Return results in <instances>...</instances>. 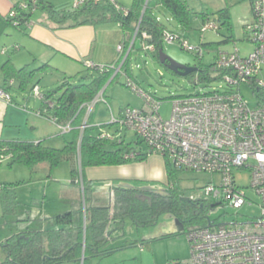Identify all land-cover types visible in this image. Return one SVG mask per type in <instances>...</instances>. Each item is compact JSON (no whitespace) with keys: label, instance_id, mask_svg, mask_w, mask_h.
I'll list each match as a JSON object with an SVG mask.
<instances>
[{"label":"rangeland","instance_id":"374dc122","mask_svg":"<svg viewBox=\"0 0 264 264\" xmlns=\"http://www.w3.org/2000/svg\"><path fill=\"white\" fill-rule=\"evenodd\" d=\"M116 1L121 5L123 10H129L133 3V0ZM149 1L152 0H142L143 7ZM184 2L188 8L189 21L188 25L183 27H179L162 7H155L152 11L158 21L166 26L164 30H170V28L177 29L178 33L183 35L184 41L191 47H197L201 44L203 54L201 59L195 57L192 52L182 49L178 41H174L171 44L163 43V53L171 60L181 65L196 67L201 71L214 63L218 50L231 52L236 48L240 51L241 56H245L253 50V46L246 41L245 32H243L241 27V22H245L249 18V14L245 5H240V1L184 0ZM223 8L232 10L230 18L231 32H228V27L217 20V12ZM35 11H33L32 16L35 15L34 17L37 18L38 15H41V12ZM203 15L208 16L210 21H214L217 24L219 27L217 33L210 29H204L203 23L205 22V17ZM230 35L231 40L223 42L224 38ZM14 60L16 62L27 61L25 64H28L29 68L36 67L32 65V59H29L23 50L18 56H14ZM58 64L61 68L64 66V69H67L68 73L52 69L39 72L31 78L25 87H18V82H16L15 87L10 89V94L17 104L21 108L23 106L26 107L23 111H25L28 121L26 125L23 120L21 121V135L25 138H33L37 143L41 142L44 147L54 149H62L73 140L78 144L79 137H76L75 133L71 131L63 134L56 124L46 118L36 116L34 111L41 106V101L32 96L33 86L36 85L40 93L46 95L55 92L65 80L75 85L84 84L88 83L94 75L91 70L87 69L85 62L81 66H72L68 63H65V66L59 62ZM20 66H23V64ZM122 70L127 75H118L113 82H107L102 90L103 97L107 103L100 102L96 104L90 112L89 124L94 126L92 130L93 135L98 132L113 133L116 129L120 130L118 125L110 124L111 114L118 116L119 112L124 108L139 109L142 107L143 101L141 97L125 85L127 78L138 89L161 101L159 114L165 120L170 116L173 99L194 95L201 88L202 90L205 89L203 88L204 83L194 86L196 81L195 73L193 76L188 75L186 77L173 74L162 66L152 53L141 49H133L130 52ZM241 91L249 106L255 107L256 99L250 91L246 87H243ZM32 126L35 128L34 130L31 129ZM123 135L125 136V142H130L134 146L137 139L136 135L131 131H124ZM78 159L77 171L80 176L81 169ZM130 163L142 162L132 161ZM87 169L84 168L83 174H85ZM104 175L107 176L101 178L112 177L109 174ZM234 177L237 186L242 189L247 200L251 202L250 205L245 204L240 209L230 208L226 204L211 200L203 194V188L206 185L210 183L217 184L218 178L216 176L186 170L174 171L173 185L183 201H206L207 208L204 215L210 223L214 225L244 224L259 217L260 210L258 206L260 200L249 188L250 175L248 172L234 171ZM70 180L71 163L69 161H62L55 167H51L48 163H42L34 168H28L17 162L12 163L11 158L1 163L0 187L15 189L14 192L18 204L16 205L15 212L5 217L3 213V193L0 192V241L18 231L41 230L42 227L51 228L54 217L59 213H65L68 209L67 201L63 197L68 196L74 188ZM112 182L114 183L113 185ZM112 182L100 181L93 183L96 186L94 189L95 194L96 192L98 193L95 195L98 199V204H109V192L120 183L141 191L153 192L160 195H166L169 191L168 184L162 181L114 180ZM190 229L191 227H183L171 214L162 213L158 217L156 224L149 227L136 228L131 224L129 219H126L121 234H124V237L127 239L126 244H130L129 242L132 241H139L143 236L156 237L159 240L153 244L159 257L168 260L170 263H174L175 261L185 260L190 255L185 236L186 232ZM138 249L130 248L126 251H135L138 254L136 252ZM4 250L5 244H0V264L7 259V253Z\"/></svg>","mask_w":264,"mask_h":264},{"label":"trees","instance_id":"16d2710c","mask_svg":"<svg viewBox=\"0 0 264 264\" xmlns=\"http://www.w3.org/2000/svg\"><path fill=\"white\" fill-rule=\"evenodd\" d=\"M31 1H27L25 10L19 8L20 4L14 5L12 9L17 11V16L11 18L8 13L6 21L17 29L21 28L31 21L33 11L39 9L46 13L50 22L59 27L75 28L117 23L128 38L126 48L138 28L137 38L142 32L150 35L149 44L155 46L153 56L156 60L158 51L162 49L161 36L165 25L156 20L152 9L162 7L181 27L188 25L189 21V12L184 0H152L146 3L145 8L142 0H133L129 10H124L125 14L106 0L99 2L84 0L78 8H73L71 5L69 8L60 10L40 0H36L34 4ZM115 2L121 7L116 0ZM143 9L144 13L141 16ZM217 14L218 22L228 27V32H231L228 9H221ZM203 16L205 21L209 20L208 16ZM13 21L18 24L14 26ZM224 39L223 42L230 41L231 35ZM209 67L211 65L204 70H199L201 80L214 79ZM2 68L4 81L14 79L22 88L36 73L44 72L48 65L30 71L27 66L16 69L8 61ZM89 70L94 75L88 83L75 85L65 80L55 92L43 95L41 106L36 111L39 117L50 120L58 127L69 125L71 132L79 137L78 144L73 140L62 149H54L44 147L41 142H0V150L5 149V153L11 155L12 163H21L28 168H34L42 163L55 167L62 161H69L71 163L70 183L78 191V197L67 202V211L54 217L51 228L26 230L8 237L3 242L7 259L2 264H91L95 258L109 256L119 248L133 244L122 242L118 247H111L109 244L111 233L122 232L126 219H129L136 228L155 225L162 213L171 214L183 227H191V229L205 228L210 223L204 215L207 208L205 200H181L173 185V172L179 170L174 169L168 163H166V173L169 191L166 195L141 191L120 183L116 188L111 189L108 206H97L92 203V183L86 180L83 174L84 168L121 166L132 161L143 162L149 154L143 141L138 138L134 146L130 142L126 143L124 130L116 129L110 133L118 135L119 140L117 141L100 139V132L93 135L94 126L89 124L90 115L85 123L87 126L81 131L85 105L103 90L107 82L111 83L116 78V76L112 77L113 72L111 71L102 72L97 68ZM190 75L193 76V74ZM131 153L135 154L133 158L129 157ZM77 159L81 169L80 176L77 171ZM14 191L13 188L0 187V192L3 193V213L5 215L15 212L18 203Z\"/></svg>","mask_w":264,"mask_h":264},{"label":"built area","instance_id":"2783aa9c","mask_svg":"<svg viewBox=\"0 0 264 264\" xmlns=\"http://www.w3.org/2000/svg\"><path fill=\"white\" fill-rule=\"evenodd\" d=\"M84 0H73V8H78ZM99 2L103 0H92ZM123 12L115 0H106ZM251 6L252 21L244 26L245 39L253 50L245 56L234 48L231 52L218 50L215 61L209 67L214 79L201 80L195 73L194 86L204 83V90L197 94L172 100L171 113L163 119L159 110L161 101L155 100L146 92L138 89L129 78L125 85L141 97L143 104L139 109L124 108L120 115L111 114L110 124L118 125L120 130L133 132L143 141L149 155L158 154L176 170L216 176V185L210 183L203 188V194L220 201L233 209L250 205L242 189L237 186L234 171H246L250 175L249 188L260 200L258 218L244 224L209 223L205 228H193L186 232L189 257L182 261L168 264H264V0H248ZM32 4L36 0L31 1ZM27 1L19 8L27 9ZM31 4V5H32ZM13 8V7H12ZM11 18H16L17 11H9ZM158 21V19L156 18ZM16 26L18 23L13 21ZM33 23L28 21L26 27ZM204 29L217 33L219 27L213 21L206 20ZM135 34L127 48L119 44L116 51L118 61L110 65H95L87 62V69L97 68L102 72H113V77L126 76L122 67L135 41L140 40L141 50L155 52V46L149 44L150 35L142 32ZM183 35L164 30L162 44L178 41L180 47L192 52L201 59V46L191 47ZM17 49V47H15ZM7 49L0 50L3 54ZM121 60V63H120ZM125 63V64H124ZM12 85L13 81L8 82ZM246 87L256 99V106L250 107L243 97L241 89ZM103 92L85 105L84 123L93 107L102 102ZM32 96L42 100L43 95L37 86L32 88ZM0 99L11 103L9 94L0 89ZM39 117V113L35 112ZM62 133L70 132L69 125L58 127ZM100 139L119 140L118 135L100 132ZM138 154H136L137 156ZM135 154L131 153L130 158ZM11 158L0 150V164Z\"/></svg>","mask_w":264,"mask_h":264},{"label":"crops","instance_id":"0c3cea01","mask_svg":"<svg viewBox=\"0 0 264 264\" xmlns=\"http://www.w3.org/2000/svg\"><path fill=\"white\" fill-rule=\"evenodd\" d=\"M25 1L28 0H0V50L5 48L7 49L5 53L0 54V89H4L11 98V103H6L0 99V142L3 143H37L33 138H25L21 135V121L23 120L25 125L28 121L26 118V113L23 111L26 109V107L23 106L21 108L10 94V89L15 87L17 81L14 79L9 80L13 81L12 85H9V81H4L2 67L6 62L10 61L16 69H21L27 66L28 70H34L40 68L43 65H48V68H46L45 71L52 69L68 73L67 69H64V66L61 68L58 62L62 63L63 65L68 63L72 66H81L83 62H89L95 65L112 64L117 62L119 58V55L116 51L117 46L119 44H124L126 48V42L128 41L127 36L117 23L85 25L75 28H66L64 26L59 27L56 24L50 22L46 13L40 11L39 9H37L35 12L40 11L41 15H38L37 18L34 17L35 15H31L30 20L33 24L30 27L22 26L21 28L17 29L6 21V16L14 5L21 4ZM40 1L52 5V7L56 10L69 8L73 3V0ZM235 1H240V5L244 4L249 14V18H247L245 22H241V27L244 32V26L252 21L251 6L248 0ZM223 9H228L229 16L231 18L232 10L230 11L229 8ZM170 30L178 33V30L175 28H170ZM15 47H17V49ZM22 50L24 53H26L29 59H32V65L36 66L35 68H29L28 64H25L27 61L16 62L14 60V56H18ZM22 64L23 66H20ZM39 108L34 112L38 111ZM31 129L34 130V126H32ZM166 163L167 161L164 157L154 154L149 155L142 163L88 168L85 172V178L87 181L92 183V203L97 206H108L110 204H98V199L95 196L98 193L96 192L95 194L94 189L96 186L93 184L94 182H112L114 180H145L162 181L167 184ZM104 174H109L112 177L103 179L101 177L107 176ZM113 184L114 183L112 182V185ZM77 197L78 191L77 189L73 188L68 196L63 197V199L68 202L72 199H76ZM43 229L45 228L42 227L41 230ZM20 232L24 231H18L13 234H18ZM121 233L122 232L119 231L111 233V239L109 242L111 247H118L122 244V242L127 241V239L124 237V234ZM8 237L1 240L0 244L2 245L3 242L8 239ZM140 239L141 240L139 241L129 242L133 244L126 246L125 248H119L109 256L93 259L91 264L170 263L166 259H161L154 247L155 245L153 243L159 239L156 237L154 238L147 236H143ZM130 248H139L138 251H136L138 254H136L135 251H133L134 253L126 251Z\"/></svg>","mask_w":264,"mask_h":264},{"label":"water","instance_id":"95a60500","mask_svg":"<svg viewBox=\"0 0 264 264\" xmlns=\"http://www.w3.org/2000/svg\"><path fill=\"white\" fill-rule=\"evenodd\" d=\"M145 5H144V8H145ZM143 13H144V9L141 12V16L143 15ZM140 49H141V47H140V40L137 39L135 41L134 50H140ZM157 60L168 71H170L173 74H176L178 76H181V77H186V76H188L190 74H194V73H198L199 72V69L196 68V67H189V66L181 65V64H178L175 61L171 60L169 57H167L163 53V50L162 49H160L158 51ZM82 260L83 259H81V261Z\"/></svg>","mask_w":264,"mask_h":264}]
</instances>
